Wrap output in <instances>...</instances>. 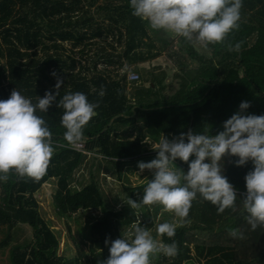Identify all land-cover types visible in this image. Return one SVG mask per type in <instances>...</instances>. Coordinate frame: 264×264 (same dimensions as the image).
<instances>
[{
	"label": "trees",
	"instance_id": "obj_1",
	"mask_svg": "<svg viewBox=\"0 0 264 264\" xmlns=\"http://www.w3.org/2000/svg\"><path fill=\"white\" fill-rule=\"evenodd\" d=\"M96 2L0 0V100L7 99L15 89L36 103L46 91L55 92L59 76L64 83L58 100L68 92L79 91L89 102H99L84 129L80 141L83 150L64 140L62 108L54 103L47 113L37 112L52 132L55 151L39 182H16L14 176L0 182V224L8 229L0 240V249L11 243L13 227L25 224L32 228L31 241L9 248L10 264H100L106 259L101 246L109 255L110 245H105V239L119 238V227L130 228L140 221L149 229L153 220L150 215L139 219L127 202L118 209L109 207L91 171L95 162L97 169L104 162L105 169L121 177L126 164L156 153L147 149L144 138L158 141L162 135L175 136L189 130L199 134L206 127H210L209 134H215L239 111L241 101L250 102L243 114H264V0H242L239 30L223 44H210L207 52H198L181 37V49L189 55L184 60L187 63L183 54L175 51L172 57L178 69L168 82L162 67L140 66L160 56L155 41L162 38L165 42V33L151 30L146 21L132 16L129 0ZM108 38L112 42L100 44L88 55L91 50L87 46L98 43L94 39ZM67 42L70 47L65 46ZM237 42H242L240 51H229L227 45ZM76 54L88 57L82 62ZM190 57L195 58L193 65L188 64ZM100 64L103 67L99 68ZM129 72H136L138 79L129 80ZM101 86L103 97L99 95ZM166 89L173 90L168 93ZM235 159L228 157V161ZM87 161L91 162L87 179L83 174L75 177ZM228 161L224 175L239 196L246 191L244 176L253 165L249 161L236 166ZM175 164L188 169V164L178 159ZM50 180L55 181L52 205L57 217L71 218L78 211L76 217L80 219L86 213L83 224L77 220L78 233L89 242V248L75 257L58 254L59 236L38 209L35 193ZM73 180L77 183L72 186ZM124 190L132 195L130 187ZM245 217L239 197L235 210L218 213L215 206L197 196L188 216L194 222L177 228L173 238H162L164 243L175 240L179 254L175 258L161 255V260L167 264H195L194 257L200 264H264V228L253 231ZM229 228H238L243 238L229 236ZM153 259L159 264L160 258Z\"/></svg>",
	"mask_w": 264,
	"mask_h": 264
},
{
	"label": "clouds",
	"instance_id": "obj_2",
	"mask_svg": "<svg viewBox=\"0 0 264 264\" xmlns=\"http://www.w3.org/2000/svg\"><path fill=\"white\" fill-rule=\"evenodd\" d=\"M131 15L147 22L156 32L183 37L189 44L207 49L223 44L227 37L238 31L242 0H129ZM242 42L228 44L229 51L239 52ZM57 76L55 72L51 73ZM64 80L57 76L55 92L46 91L37 102L13 89L7 99L0 100V182L15 177L16 182H39L46 175L54 142L45 119L37 112L47 113L55 103L63 109L60 124L65 129L63 138L68 145L76 146L84 139V129L96 114L99 102H89L82 92H68L59 100ZM99 95L105 90L101 86ZM250 102L241 101L239 111L233 113L215 134L206 127L203 133L181 132L169 139L162 135L150 144L156 152L149 162H138L140 173L147 170L152 178L147 180L139 200H127L135 210L142 206H161L163 212L172 213L173 220L156 226L155 236L140 221L119 238L109 241L108 257L100 264H152L161 255L175 258L179 246L172 240L164 243L163 237L173 238L179 227L188 220L192 202L197 196L216 207L218 213L236 208L241 198L246 222L254 231L264 228V114H243ZM190 157L194 159L190 160ZM226 157L236 166L249 161L252 169L244 176L246 191L238 196L234 185L224 175ZM188 164V169L177 167L176 160ZM228 234L242 239L238 228H229Z\"/></svg>",
	"mask_w": 264,
	"mask_h": 264
},
{
	"label": "rangeland",
	"instance_id": "obj_3",
	"mask_svg": "<svg viewBox=\"0 0 264 264\" xmlns=\"http://www.w3.org/2000/svg\"><path fill=\"white\" fill-rule=\"evenodd\" d=\"M108 0H97L96 4L105 2ZM106 24V23H105ZM165 36V42L162 41V38H158L155 41V47L159 48L161 51V54L159 57H156L151 60V62H146L143 64H140L141 67L152 68V66L155 67H162L165 70V73L167 74V82L171 80V77L173 76L174 72L178 69V64H176V59L172 57V54L175 51H179L181 54H183V61L186 57L189 55L186 54L182 49V41L181 37H177L171 34H164L162 37ZM96 44L90 46H87L86 49L90 48V52L88 53L89 56H91L94 51L100 46V44H104L105 42H112L111 38H108L106 41L100 40V39H94ZM100 40V41H99ZM86 43V40L82 42L78 47L81 48L82 45ZM117 43L114 42V46H116ZM66 47H70V43H65ZM106 48L109 50L110 46L106 45ZM120 46L117 45V49H119ZM198 52L204 53L207 52V49H199L198 46H195ZM79 54H76V58H79L82 62L86 61V58L79 56ZM195 58L190 57L189 65L194 64ZM187 63V61H184ZM197 63V60H196ZM84 64V63H83ZM99 68L103 67V64L98 65ZM158 71H160L158 69ZM157 71V72H158ZM138 72V71H137ZM139 73V72H138ZM140 74V73H139ZM176 82V81H174ZM146 85V84H145ZM130 86L127 87V91H130ZM175 87V86H174ZM174 89V88H173ZM173 89H166L165 92L170 93ZM247 115V114H245ZM150 141V140H149ZM149 146V149H151L150 144L146 143ZM150 157L147 160H143L141 162H149L153 158H155L156 153L149 154ZM194 159V158H193ZM228 161V157L225 158L224 161V171L226 168V164ZM90 163L87 161V163L84 166H81L79 170L75 173V177H80L82 174L84 175L85 179H87L88 176V169L90 168ZM104 162L101 163V166L99 169H97V163L95 162L94 165L91 167V171L95 175V178L100 182L102 190L105 192L107 197V204L109 207L118 209L122 206V204L126 203L127 200L130 199H136L139 200V198L143 195V188L147 183L148 179H151V173H149L147 170H145L143 173L139 172L138 164L135 165L134 163L126 164L122 168V175L121 177H118L115 175V171H112L110 169H105ZM76 181L73 180L72 186L76 185ZM124 187H130L132 195H129L127 191L124 190ZM55 189V181L50 180L46 183H43L41 188L38 190V192L35 193V198L37 199L38 203V209L40 212V215L47 220L49 226H51L56 233L59 236V248H58V254L63 255L65 257H75L80 250L87 251L89 248V242L82 237L80 233H78V226H80L79 222L81 224L84 223L86 220V213L82 214L80 219H77V212L73 214L71 218H59L55 214V211L53 209L52 205V196ZM2 196V193L0 194V197ZM2 199V197L0 198ZM156 209V212L154 210ZM94 214H98V210L93 211ZM135 213L139 219H144L146 216L150 215V217L153 220L152 226H149V229L152 234L155 236V229L156 226L159 223L162 222H170L173 220V214L163 212L161 206L153 205V206H142L140 209H135ZM93 214V213H92ZM93 214V215H94ZM79 220V222L77 221ZM189 223L194 222V219H190ZM216 226L217 224H213ZM85 226V225H82ZM121 235H123L127 230L128 227L122 228L119 227ZM6 230L7 226L6 224H0V240L4 239L6 236ZM13 233L11 234V243L7 245L4 249H0V264H10L8 255H9V248L13 246L14 244H21L23 242L28 243L32 240V228L25 224H18L16 228L12 229ZM120 235V236H121ZM101 252L104 257H108L107 253L103 250V245L101 246ZM159 264H167V262H164L161 260ZM193 260L195 264H200V262L193 257ZM83 262V260H81ZM152 264H157L154 259H152Z\"/></svg>",
	"mask_w": 264,
	"mask_h": 264
},
{
	"label": "built area",
	"instance_id": "obj_4",
	"mask_svg": "<svg viewBox=\"0 0 264 264\" xmlns=\"http://www.w3.org/2000/svg\"><path fill=\"white\" fill-rule=\"evenodd\" d=\"M127 77H128L129 80H137L138 79V74L136 72H129ZM73 147L83 150L84 143L83 142H79L76 146H73Z\"/></svg>",
	"mask_w": 264,
	"mask_h": 264
},
{
	"label": "crops",
	"instance_id": "obj_5",
	"mask_svg": "<svg viewBox=\"0 0 264 264\" xmlns=\"http://www.w3.org/2000/svg\"><path fill=\"white\" fill-rule=\"evenodd\" d=\"M165 136V135H164ZM169 139H171L173 136H171V135H169V136H167ZM145 140H147V141H151L152 143H156V142H158L157 140L155 141V140H151V139H148V138H144V140H142V142H144ZM145 145V144H144ZM146 147H147V149H149V146L146 144ZM143 160H147V158L146 159H138V160H134V164L135 165H137L138 164V162H141V161H143Z\"/></svg>",
	"mask_w": 264,
	"mask_h": 264
}]
</instances>
